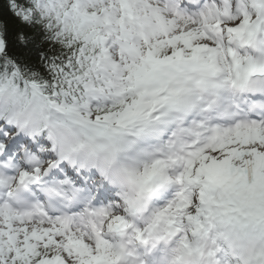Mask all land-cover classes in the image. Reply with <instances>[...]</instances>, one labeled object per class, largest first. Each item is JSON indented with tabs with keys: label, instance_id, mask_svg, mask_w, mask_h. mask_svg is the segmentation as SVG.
Masks as SVG:
<instances>
[{
	"label": "snow or ice",
	"instance_id": "snow-or-ice-1",
	"mask_svg": "<svg viewBox=\"0 0 264 264\" xmlns=\"http://www.w3.org/2000/svg\"><path fill=\"white\" fill-rule=\"evenodd\" d=\"M0 264H264V0H0Z\"/></svg>",
	"mask_w": 264,
	"mask_h": 264
}]
</instances>
